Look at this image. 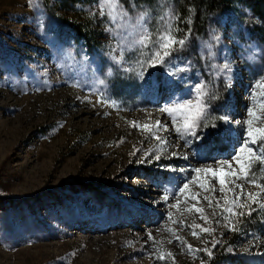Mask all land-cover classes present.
<instances>
[{
    "label": "rangeland",
    "instance_id": "1",
    "mask_svg": "<svg viewBox=\"0 0 264 264\" xmlns=\"http://www.w3.org/2000/svg\"><path fill=\"white\" fill-rule=\"evenodd\" d=\"M47 1L52 13L41 0L35 5L0 0V264H264V209L247 198L260 189L239 179L235 184L243 192L228 191L229 177L221 191L208 172L194 171L220 167L217 162L230 160L244 141L249 95L264 79V15L237 4L207 17L192 33L189 23H179L180 0H127V17L116 23L100 15L98 0L73 7ZM141 12L147 13L150 32L162 31L171 14L174 35L187 36L164 65L146 71L138 61L149 50L142 57L133 43ZM76 26L94 38V49L77 38ZM82 65L93 69L90 82ZM62 66L71 70L67 78L85 83L67 88ZM180 80L195 82L183 86ZM201 82L207 85L208 116L199 135L178 141L172 137L173 118L160 109L178 98L191 99ZM132 103L139 106L130 108ZM72 110L83 119L74 120ZM221 115L230 122L216 119ZM157 121L167 130H158ZM143 125L152 126L151 134ZM154 135L160 137L157 143ZM113 145L110 155L106 151ZM93 151L103 157L90 156ZM121 154L140 163L122 187H137L149 197L133 209L138 200L130 199L131 213L111 226L95 216L109 209L110 197L124 196L114 182L119 177L110 175L115 165L103 164L109 158L123 166ZM89 157L92 165L85 161ZM167 171L171 175H160ZM136 172L147 178L136 179ZM190 178L189 188L180 192ZM212 187L214 192L207 190ZM164 188L171 193L167 202ZM234 195L244 205L236 211L245 214L221 218L222 206ZM208 200L221 205L215 215ZM248 206L255 209L251 215ZM232 223L238 230H230Z\"/></svg>",
    "mask_w": 264,
    "mask_h": 264
},
{
    "label": "snow or ice",
    "instance_id": "2",
    "mask_svg": "<svg viewBox=\"0 0 264 264\" xmlns=\"http://www.w3.org/2000/svg\"><path fill=\"white\" fill-rule=\"evenodd\" d=\"M29 3L35 5L36 0H29ZM98 7L100 15H107L112 23H116L117 18L124 20L127 17V12L124 11L121 0H98ZM166 15L168 16V20L165 22L163 30L158 31L155 34L150 32L144 23L147 17L146 12H141L137 17V35L133 43L140 50L142 57L144 55L143 50H149V55L138 61L139 66L144 71H146L148 67L164 65L168 59L172 57L173 53L181 50L187 42V36L178 39L174 35L176 29L171 23L172 15ZM161 19L164 20V17ZM225 67H227V65H225ZM144 71L137 73L141 79L144 77ZM193 92L194 95L191 99L177 101L171 106L160 109L161 112H166L173 118L174 123L172 126L177 134L182 137L185 135L196 136V129L201 127V121L205 120L208 116V104L206 100V97H208L207 85L201 82L200 84L193 86ZM249 101L250 105L246 110L247 119L243 121L245 129L244 141L233 157L227 161H218L217 164L220 165L218 168L208 166L207 169L196 168L194 171L196 173L202 171L208 172L211 177L221 185V191H224V186L229 184L228 178L231 177L232 186L228 188V191H233L234 187H239L241 192H243L242 186L236 185L235 181L239 179L245 180L250 185L260 189V192L248 193L247 198L251 201V204L257 205L260 209H264V200L260 199L261 196H264V79L257 81L253 86L249 95ZM177 114H179V117L181 118L180 121H177ZM216 119L227 124L230 122L231 118L227 115H221ZM236 123L240 122L237 121ZM203 126L208 127L209 125L204 124ZM210 126L215 128V122ZM140 127L151 134L152 126L143 125ZM155 127L158 130L161 128L165 131L167 130V125H161L159 121L156 122ZM153 138L160 141L158 135H154ZM197 139H199V137H197ZM162 143H167V141H162ZM244 153H247V155H242ZM173 155H175V153H173ZM157 159H159V157H157ZM234 164L235 168L233 167ZM224 166H226V168ZM258 173L260 174L259 182L257 179ZM190 182L191 178L180 187L179 191L184 192L188 189ZM200 187L204 188V185L201 184ZM207 190L214 192L215 188L212 187ZM162 198L167 202L170 199V196L166 192ZM193 198L195 199L196 197L194 196ZM205 199L207 200V198ZM241 199V196L234 195L229 204L222 206L220 214L221 218H228L231 220V217L233 216L242 217L245 213L236 211V208L244 207L243 204H237V201ZM207 202L209 207L213 209V214L215 215V208L221 207L219 201L217 200L215 204L211 200H208ZM254 210V208L248 206L247 214L251 215ZM195 211L201 214V219L208 222V218L203 215V209L196 208ZM174 222L179 223L177 221ZM217 223H219V220H217ZM230 230H238L236 223H232ZM203 231L209 230L203 229ZM192 234L198 238V234L194 230ZM181 243H183V241H181ZM188 250L192 251L191 245H188ZM204 251L211 256V252L207 249H204ZM160 258L163 259L164 257Z\"/></svg>",
    "mask_w": 264,
    "mask_h": 264
},
{
    "label": "bare ground",
    "instance_id": "3",
    "mask_svg": "<svg viewBox=\"0 0 264 264\" xmlns=\"http://www.w3.org/2000/svg\"><path fill=\"white\" fill-rule=\"evenodd\" d=\"M63 67V66H62ZM81 67L84 68L83 70V74H84V78H88V81L90 82V77L92 78V73H93V69L91 68L90 65H82ZM66 70H69V69H65V67H63L62 69H60V72L61 74L66 78L65 80V86L67 88H71V87H79L80 85H82L83 83H85L86 80H77L75 76V78H67V76H71V70L68 72ZM58 71V70H57ZM78 73H81V71H79ZM78 73H75L73 71V74L77 75ZM94 74V73H93ZM180 75V74H179ZM82 76V75H80ZM79 77V76H78ZM87 81V82H88ZM180 85H183V86H189L191 84H194L195 81H182L180 80ZM189 98H178L176 99L175 101H182V100H187ZM68 105V104H67ZM137 106H139L138 103H132L131 105H129L130 108H136ZM69 109L71 108L70 107V104L68 105ZM64 109V108H62ZM68 109V108H67ZM59 112V111H58ZM71 112V116L74 120H79L82 118L81 115L83 113H80V112H74V110L70 111ZM61 113V112H60ZM64 113V112H62ZM61 113V114H62ZM69 113V112H68ZM89 114V113H88ZM83 119V118H82ZM180 117H179V114H177V121H180ZM174 121L172 122V125H173ZM173 128V126H172ZM200 133V130L199 128L196 129V135H199ZM172 137L173 138H176V140H180L181 142L182 141H188L190 138H191V135H185V136H181L179 134H177V132L175 131V129L173 128L172 129ZM147 139V138H146ZM155 143H157V139H153ZM89 142L91 143V140H89ZM178 144V143H177ZM182 144V143H181ZM180 144V145H181ZM97 145H101L100 143L97 144ZM96 146V145H95ZM117 146V145H116ZM114 148L115 146L113 145L111 148H109L106 152H108V154L111 155V153L115 152L114 151ZM141 148V147H140ZM140 150V149H139ZM96 152V151H95ZM94 151L90 154V156H93L94 158H99L100 156L103 157L102 155L100 154H97L95 153ZM99 153V152H98ZM150 156L149 157H152V154L150 152ZM123 156V158L125 159V164L120 165V164H116L115 162L116 161H113L112 159H105L103 161V164L105 167H107L109 164H114L116 168H114V170L110 173V175L113 177V180H115L117 177H119V180L116 179V181H114L117 186H119V190L123 191L124 192V196H122L121 198H118V197H110L109 198V204H110V207L109 209H102L100 211L99 214H97L95 217H99L102 219V224H109L111 226H115L117 223L119 222H122L123 218L126 217L127 215H129L131 213V208H137L138 206H140L139 204V201L145 197H149L147 196V194H145L144 190H139L137 189V187H134V188H127V187H122V184L123 182L125 181H129V178L131 177V174L132 173V170L133 169H138L140 168V163L137 162L135 156H129V157H126L124 154H121ZM106 156V155H105ZM92 157H89L87 158V160H85L88 164L92 165V162H93V159ZM84 161V160H83ZM96 161V160H95ZM157 161L156 160H151L150 161V164H155ZM95 163V162H94ZM124 163V162H123ZM179 163L181 164H186V160H182V159H179ZM80 167V166H79ZM95 167V165L93 166ZM103 167V166H101ZM97 168V167H95ZM100 168V167H99ZM104 168V167H103ZM78 170V169H77ZM183 173V172H182ZM103 174L102 171L98 170V176L101 177V175ZM152 174H157V171H152ZM159 174V173H158ZM160 175H162L163 177L164 176H167V175H171V173L169 171L165 172V173H161ZM133 176L139 180H141L142 178L146 177L145 175H142V174H139L138 172L134 173ZM142 181V180H141ZM145 181V180H144ZM150 183V181H147ZM141 183V182H140ZM144 183V182H143ZM151 183L150 185H154V186H157L159 184L160 186V182H152L151 180ZM143 186V185H142ZM139 187V186H138ZM164 191L166 190V192L170 195L171 193L168 191V188H164L163 189ZM163 193V192H162ZM149 195V194H148ZM153 196V195H152ZM130 199H136L138 200V203L129 208V204L131 203ZM95 202V201H94ZM161 203L163 202L162 200L160 201ZM119 203H123V206L122 207H116L117 204ZM165 203V202H164ZM104 208V207H103ZM154 209V206L153 208Z\"/></svg>",
    "mask_w": 264,
    "mask_h": 264
},
{
    "label": "trees",
    "instance_id": "4",
    "mask_svg": "<svg viewBox=\"0 0 264 264\" xmlns=\"http://www.w3.org/2000/svg\"><path fill=\"white\" fill-rule=\"evenodd\" d=\"M138 1L144 2V0ZM54 2L59 6L73 7L79 5L82 0H54ZM41 3L47 12H53V6L47 0H41ZM121 4L128 6L127 0H121ZM237 4L247 7L256 15H264V0H180L179 23H189L192 28L190 30L195 33L194 29L202 26L207 17L230 10ZM74 28L77 38L83 40L89 49H94V38L82 27Z\"/></svg>",
    "mask_w": 264,
    "mask_h": 264
}]
</instances>
